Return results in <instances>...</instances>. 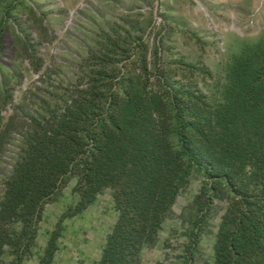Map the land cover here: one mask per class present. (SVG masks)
<instances>
[{
	"label": "rangeland",
	"instance_id": "rangeland-1",
	"mask_svg": "<svg viewBox=\"0 0 264 264\" xmlns=\"http://www.w3.org/2000/svg\"><path fill=\"white\" fill-rule=\"evenodd\" d=\"M259 54L264 0H0V184L36 135L37 121L51 126L88 90L109 93L147 66L218 101L239 63L261 66ZM203 180L191 175L154 239L142 245L140 264L213 263L227 200L198 204ZM74 184L69 178L43 204L21 264H39L50 240L48 264H99L118 216L112 190L103 187L76 208ZM10 225L22 229L18 219ZM11 258L5 251L0 264Z\"/></svg>",
	"mask_w": 264,
	"mask_h": 264
},
{
	"label": "trees",
	"instance_id": "trees-1",
	"mask_svg": "<svg viewBox=\"0 0 264 264\" xmlns=\"http://www.w3.org/2000/svg\"><path fill=\"white\" fill-rule=\"evenodd\" d=\"M258 58V68L238 64L218 101L170 84L163 68L144 66L109 93L88 90L51 126L37 121L36 135L0 184V260L6 251V264H21L43 204L75 177L76 208L101 188L112 190L118 216L99 264H140L142 245L200 173L198 204L227 200L212 264H264V54ZM17 219L20 231L11 229ZM54 249L50 240L39 264H48Z\"/></svg>",
	"mask_w": 264,
	"mask_h": 264
}]
</instances>
